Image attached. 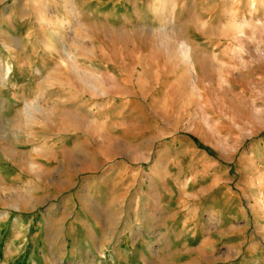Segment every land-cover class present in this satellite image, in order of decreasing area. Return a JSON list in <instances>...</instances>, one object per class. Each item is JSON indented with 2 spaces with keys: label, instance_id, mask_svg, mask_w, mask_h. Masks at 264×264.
I'll use <instances>...</instances> for the list:
<instances>
[{
  "label": "rangeland",
  "instance_id": "1",
  "mask_svg": "<svg viewBox=\"0 0 264 264\" xmlns=\"http://www.w3.org/2000/svg\"><path fill=\"white\" fill-rule=\"evenodd\" d=\"M0 107V264H264V0H0Z\"/></svg>",
  "mask_w": 264,
  "mask_h": 264
},
{
  "label": "crops",
  "instance_id": "2",
  "mask_svg": "<svg viewBox=\"0 0 264 264\" xmlns=\"http://www.w3.org/2000/svg\"><path fill=\"white\" fill-rule=\"evenodd\" d=\"M3 112H2V110H1V107H0V114H2ZM48 153H52L53 155H54V157L56 158V154H54L52 151L51 152H48ZM65 154H66V152H65ZM66 156V155H65ZM71 157V156H70ZM40 160L44 163V164H48L49 163V161H51L52 159H55V158H52V159H47V158H45L44 156H40ZM71 159H72V163L69 165L70 166V169L72 170V171H74V170H76V167L74 166V158H72L71 157ZM37 160H39V159H37ZM81 161V160H80ZM72 173V172H71ZM0 179H4V181L5 182H3V183H10V182H12L13 180H12V177L11 176H7V177H5V178H3V172L0 170ZM43 181V180H42ZM65 184L66 183H70V181H65L64 182ZM160 197H161V194L160 193H158L157 194V196H154L153 198V200L154 201H157V200H159L160 199ZM174 199V198H173ZM149 200V199H148ZM140 201V200H139ZM160 203H162V201H161V199H160ZM197 203V202H196ZM66 205H68V209L69 210H72L73 209V205H72V203L71 202H69V203H67ZM136 205H137V203H136ZM161 205V207H163V204H160ZM196 205H198V204H196ZM133 206H135L134 204H133ZM141 206V205H140ZM173 205L172 204H169V206L168 207H164L165 209H166V211H167V213H165L166 215H168V221H167V223H164V224H166V225H168V226H170V224H171V222L173 221V220H175V218H173L172 216H174L173 214H171V207H172ZM155 207V206H154ZM169 208H171V209H169ZM168 209V210H167ZM200 210H202L200 207H197L195 210H192V212L190 213V216H188L187 217V215L186 214H182V213H175V215H177V217L179 218V222H177L176 224H179V226L178 227H180L181 229L183 228V227H185L186 226V224H189L190 226L192 225L191 223H193V222H188V221H190L191 219H193L194 218V213H198L199 214V211ZM139 212L138 213H135L133 210L130 212V213H133V214H131V216H132V218L134 217V218H138V219H140L141 218V220L143 221V222H148V223H150L149 221H148V219L150 218L151 220H154L156 217H154L153 215H154V212H152V211H149V213H148V211L147 210H141V209H139L138 210ZM140 211L141 212H143V214H141L140 213ZM203 211V210H202ZM201 211V214L200 215H202V219H203V212ZM140 216V217H139ZM204 221V220H203ZM205 223V222H204ZM180 224H182L183 226H180ZM144 225V224H143ZM177 227V228H178ZM136 228H137V226L135 225L134 226V228H131L130 230L131 231H133V233L134 232H137V230H136ZM91 229H99L100 230V236H99V238L98 239H93L94 237V235H93V232H92V230ZM138 229V228H137ZM171 227H169V232L171 231ZM79 230H83L84 231V233H83V240H84V242H86V243H89V242H98V240H101L103 243H106L107 241H109V239H107V238H105V231L103 230V228L100 226V225H97L96 223L95 224H90V223H88V222H86V223H84V222H81V221H74V222H72L70 225H69V227H68V231L70 232V234H71V236H72V239H73V237H75V236H77V233H78V231ZM166 230H164V232H165ZM74 234V235H73ZM90 234V235H89ZM186 235H188V234H185L184 235V233H182V232H179L178 234H177V237H178V240L177 241H182V239H183V241L182 242H184V239L186 240ZM202 235V234H201ZM90 237L89 239H87L86 237ZM36 237H39L38 235L36 236ZM184 237H186V238H184ZM205 238V237H204ZM71 239V240H72ZM203 237L201 238V241H200V243H201V245H202V242H203ZM198 241V240H197ZM182 245V247H189V246H185L184 245V243H182L181 244ZM200 245V246H201ZM202 247V246H201ZM137 255V257L135 258V256ZM123 256V257H122ZM121 257V258H120ZM122 258L124 259V260H122ZM141 258H143V256H142V254L141 255H139V254H137L135 251H134V253H124V252H116V254H115V259L117 260H119V263L118 264H141ZM139 259H140V261H139ZM144 263V262H143Z\"/></svg>",
  "mask_w": 264,
  "mask_h": 264
},
{
  "label": "bare ground",
  "instance_id": "3",
  "mask_svg": "<svg viewBox=\"0 0 264 264\" xmlns=\"http://www.w3.org/2000/svg\"><path fill=\"white\" fill-rule=\"evenodd\" d=\"M160 2H162V1H160ZM162 10H165V6L162 4H160V5H156V6H154L153 7V9L151 10V14H154V13H156V12H160V11H162ZM184 55V54H183ZM185 57L187 56V52L185 53V55H184ZM119 194V193H118ZM120 194H121V192H120ZM122 195V194H121ZM128 195V194H127ZM115 199H116V197H115ZM123 199H125V198H123ZM86 200V199H85ZM122 200V199H121ZM125 201V200H124ZM115 204V203H114ZM135 204V203H134ZM83 205H84V203H83ZM140 205V204H139ZM117 207V206H116ZM118 209V208H117ZM108 212H110V211H108ZM118 212V211H117ZM124 212V211H123ZM123 214V213H122ZM111 215V214H110ZM113 215H114V213H113ZM112 216V215H111ZM117 216H119V215H117ZM140 217V216H139ZM122 218H123V216H122ZM110 219V218H109ZM113 221H115V220H113ZM111 222V221H110ZM110 222H109V224H110ZM120 222V221H119ZM112 223V222H111ZM114 223V222H113ZM113 223H112V225H113ZM116 223V222H115ZM111 225V226H112ZM201 225H202V227L204 226V224H198L197 225V228L196 229H194L193 231H195V233H198L197 235H198V239H199V237H200V234H199V231L201 230ZM105 226V225H104ZM188 228V224L184 227V229L186 230ZM109 229V228H108ZM66 231H67V229H66ZM65 232V231H64ZM190 232H192V230L190 231ZM61 231L59 232V233H57V238H59V236L61 235ZM185 233V232H184ZM93 239L95 240V239H98L99 238V236L101 235L100 234V232L99 231H96V229L94 230V232H93ZM196 234H191L190 235V238L191 239H197L196 238V236H195ZM108 238V237H107ZM212 239H213V236L212 235H210L209 236V238L208 239H206L205 241H203L202 242V247H208L209 245H210V243H211V241H212ZM79 242H81V241H79ZM89 244H90V247H92V246H94V241L93 242H89ZM215 246V245H214ZM76 247H77V245H75L74 247H73V252H78L79 250H77V251H75L76 250ZM100 253L102 254L103 253V251L101 250L100 251ZM66 254H67V252H66ZM105 254V253H104ZM123 257V256H122ZM121 258V257H120ZM97 260H98V257H97ZM103 262V261H102Z\"/></svg>",
  "mask_w": 264,
  "mask_h": 264
}]
</instances>
